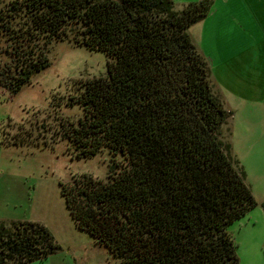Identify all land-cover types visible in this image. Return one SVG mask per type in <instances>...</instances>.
Masks as SVG:
<instances>
[{
    "label": "trees",
    "instance_id": "16d2710c",
    "mask_svg": "<svg viewBox=\"0 0 264 264\" xmlns=\"http://www.w3.org/2000/svg\"><path fill=\"white\" fill-rule=\"evenodd\" d=\"M210 1L11 0L0 7V87L11 95L51 65L47 47L68 40L108 56L67 105L61 138L77 159L107 149L105 180L60 184L76 227L119 264H239L227 226L257 205L221 139L232 115L212 91L210 68L188 28ZM81 89V90H80ZM264 210V201L262 202ZM60 246L41 223L0 220V264H26Z\"/></svg>",
    "mask_w": 264,
    "mask_h": 264
},
{
    "label": "rangeland",
    "instance_id": "374dc122",
    "mask_svg": "<svg viewBox=\"0 0 264 264\" xmlns=\"http://www.w3.org/2000/svg\"><path fill=\"white\" fill-rule=\"evenodd\" d=\"M9 1L0 0V7ZM46 54L51 65L35 73L18 93L11 95L0 87V220L41 223L60 246L48 257L26 264H119L104 244L76 227L60 193V184L69 182L74 175L88 174L105 180L112 161L122 160L107 149L93 157L77 159L59 129L61 122L77 123L83 117L79 104L67 105L66 101L76 96L87 79L106 75L108 56L68 40L52 42ZM236 63L229 67L234 73L243 74L240 69L248 74L257 70L255 82L259 84L253 86L264 85V41L251 45L248 58ZM216 64L212 72L208 63L211 88L232 112L221 126L220 137L229 144V155L242 169L257 202L230 223L227 231L239 264H264V105L262 109L252 108V114L250 106L227 84L223 85L229 93H224L214 76L219 74L220 81H225L228 65ZM228 79L230 83L240 81L235 76ZM253 95L264 99V92L262 96Z\"/></svg>",
    "mask_w": 264,
    "mask_h": 264
},
{
    "label": "crops",
    "instance_id": "0c3cea01",
    "mask_svg": "<svg viewBox=\"0 0 264 264\" xmlns=\"http://www.w3.org/2000/svg\"><path fill=\"white\" fill-rule=\"evenodd\" d=\"M199 1L203 0H173L176 10ZM208 1H210L208 14L188 28L189 37L199 54L207 63L211 62L212 72L216 62L219 66L228 65V74L225 75V81L222 80L223 83L220 81L219 74L215 76L213 74L216 84L220 89L225 90L224 93L228 91L223 84H227L235 96L250 106L249 112L253 114L254 108L262 109L264 105L262 97L253 95L262 96L264 92V85L253 86L259 84L258 81L255 82L257 70L254 73L249 71L250 74H248L246 70L240 69L243 74L237 75L229 67L233 63L243 61V58H248L251 45L264 41V0ZM211 69L210 75H212ZM230 74L239 77L240 81L233 82V78L230 83L228 79L232 78ZM255 89L256 93H254Z\"/></svg>",
    "mask_w": 264,
    "mask_h": 264
}]
</instances>
